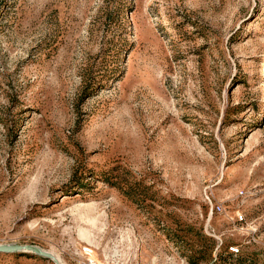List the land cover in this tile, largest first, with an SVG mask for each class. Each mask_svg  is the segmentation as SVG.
Listing matches in <instances>:
<instances>
[{"label":"rangeland","instance_id":"rangeland-1","mask_svg":"<svg viewBox=\"0 0 264 264\" xmlns=\"http://www.w3.org/2000/svg\"><path fill=\"white\" fill-rule=\"evenodd\" d=\"M263 71L264 0H0V245L264 264Z\"/></svg>","mask_w":264,"mask_h":264},{"label":"water","instance_id":"water-1","mask_svg":"<svg viewBox=\"0 0 264 264\" xmlns=\"http://www.w3.org/2000/svg\"><path fill=\"white\" fill-rule=\"evenodd\" d=\"M19 251L32 252L39 256L49 258L55 262V264H61L59 260L49 252L43 251L36 246H18V245H0V253H15Z\"/></svg>","mask_w":264,"mask_h":264},{"label":"built area","instance_id":"built-area-1","mask_svg":"<svg viewBox=\"0 0 264 264\" xmlns=\"http://www.w3.org/2000/svg\"><path fill=\"white\" fill-rule=\"evenodd\" d=\"M240 220H241V221H243V220H244L243 216H241V217H240Z\"/></svg>","mask_w":264,"mask_h":264},{"label":"bare ground","instance_id":"bare-ground-1","mask_svg":"<svg viewBox=\"0 0 264 264\" xmlns=\"http://www.w3.org/2000/svg\"><path fill=\"white\" fill-rule=\"evenodd\" d=\"M263 74H264V71H263ZM264 76V75H263Z\"/></svg>","mask_w":264,"mask_h":264}]
</instances>
